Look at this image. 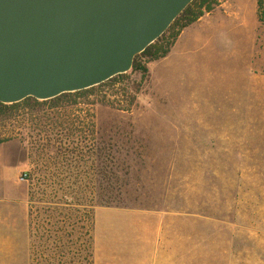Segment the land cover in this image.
I'll return each instance as SVG.
<instances>
[{
  "label": "rangeland",
  "instance_id": "374dc122",
  "mask_svg": "<svg viewBox=\"0 0 264 264\" xmlns=\"http://www.w3.org/2000/svg\"><path fill=\"white\" fill-rule=\"evenodd\" d=\"M215 1L145 78L68 109L72 137L29 140V179L20 138L0 144V264H95V223L103 264H264V24Z\"/></svg>",
  "mask_w": 264,
  "mask_h": 264
},
{
  "label": "water",
  "instance_id": "95a60500",
  "mask_svg": "<svg viewBox=\"0 0 264 264\" xmlns=\"http://www.w3.org/2000/svg\"><path fill=\"white\" fill-rule=\"evenodd\" d=\"M194 0H0V103L127 74Z\"/></svg>",
  "mask_w": 264,
  "mask_h": 264
},
{
  "label": "trees",
  "instance_id": "16d2710c",
  "mask_svg": "<svg viewBox=\"0 0 264 264\" xmlns=\"http://www.w3.org/2000/svg\"><path fill=\"white\" fill-rule=\"evenodd\" d=\"M217 5L218 3L215 0H194L173 22L163 36L149 46L143 53L135 57L131 72L142 74L143 78H145L149 73L148 64L165 58L170 53L171 48L174 46L181 33L186 28L198 22L204 15L213 12ZM257 18L259 23L263 25L264 0H257ZM127 76L128 73L119 75L94 88L63 94L48 101L28 98L20 103L12 105L0 103V123L10 124L12 127L10 134L0 139V144L20 138L25 148L29 150V171L26 172L29 179L33 169H35V158L37 156L34 144H31L29 140L40 133H46V135L56 133L55 136L58 141L63 137H72L71 132H76L77 130H71V127L74 126L76 122L82 123V121H80V117L72 120L71 116L68 115V113L70 114L68 109L78 107L82 103L80 101L94 96L98 88L117 84ZM93 117L94 116H91V119ZM41 123H46V125L43 127ZM86 123H88L89 131L93 135L95 123L92 120ZM48 127H50L49 130H47ZM78 132L81 133L80 131Z\"/></svg>",
  "mask_w": 264,
  "mask_h": 264
},
{
  "label": "crops",
  "instance_id": "0c3cea01",
  "mask_svg": "<svg viewBox=\"0 0 264 264\" xmlns=\"http://www.w3.org/2000/svg\"><path fill=\"white\" fill-rule=\"evenodd\" d=\"M221 8L224 9V6L222 5ZM212 16H213V14L209 13V14L205 15L204 17H202L198 22H196L195 24H193L189 28L185 29L181 33L180 37L178 38V41L176 42L174 49H177V47L179 46V43H181L183 38L186 35L190 34V31H192L191 29H193V27H197V25H202L203 21H205L206 19H210ZM227 17H229V16H227ZM23 167H28V164L24 163ZM24 172L26 174V171H24ZM102 209L116 210L114 208H98L96 211H100ZM94 241H95V255H94L95 264H103L102 247H101L102 242L99 240V237L96 234V223H95Z\"/></svg>",
  "mask_w": 264,
  "mask_h": 264
},
{
  "label": "built area",
  "instance_id": "2783aa9c",
  "mask_svg": "<svg viewBox=\"0 0 264 264\" xmlns=\"http://www.w3.org/2000/svg\"><path fill=\"white\" fill-rule=\"evenodd\" d=\"M26 177H27V175L24 174V175L21 177V180H22V181H25V180H26Z\"/></svg>",
  "mask_w": 264,
  "mask_h": 264
}]
</instances>
